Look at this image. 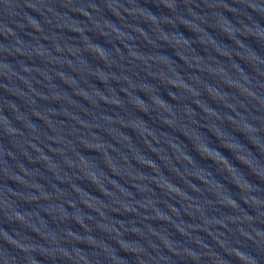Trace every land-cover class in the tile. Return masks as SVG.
<instances>
[{"label": "water", "instance_id": "obj_1", "mask_svg": "<svg viewBox=\"0 0 264 264\" xmlns=\"http://www.w3.org/2000/svg\"><path fill=\"white\" fill-rule=\"evenodd\" d=\"M0 37L132 80L264 153V0H0Z\"/></svg>", "mask_w": 264, "mask_h": 264}]
</instances>
